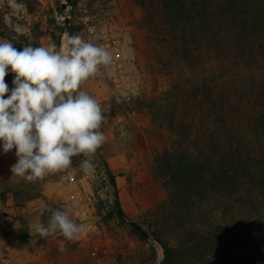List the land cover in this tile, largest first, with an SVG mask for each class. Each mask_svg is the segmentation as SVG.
<instances>
[{
  "label": "rangeland",
  "instance_id": "rangeland-1",
  "mask_svg": "<svg viewBox=\"0 0 264 264\" xmlns=\"http://www.w3.org/2000/svg\"><path fill=\"white\" fill-rule=\"evenodd\" d=\"M197 2L201 11L215 16L219 13L220 0ZM63 4L64 0H14V3L0 0V41H10L17 49L31 44L55 46L59 50L68 21L74 35L108 49L113 56L109 69L101 68V74L80 85V90L96 99L101 107L104 120L98 131L106 140L93 157L94 170L83 171L80 168L83 156H74L67 170L35 182L38 193L35 201L17 207L14 196L7 195L3 209L7 218L5 225L10 234L18 235L19 220L24 218L28 222L29 240L20 252L15 245L9 247L10 251H0V264H157L158 245L147 241L156 250L154 262L149 246L123 223L137 224L149 233L144 225L148 213L166 199L161 183L153 179L152 167L155 158L171 147L173 136L157 126L164 124L165 114L181 115L185 101L182 93L193 83L199 84L206 78L209 83L212 80V86L216 85L210 78L213 68L218 71L214 79L219 80L221 90L233 101L234 126L247 133V146L253 155L260 157L255 135L251 133L253 118L264 113L261 89L264 55L258 43L253 54L248 50L242 54L229 49L218 61L213 58L208 63H200L199 68L189 69L182 65L178 50L173 49L176 40L165 28L158 30L145 21L132 0H75L66 11L62 10ZM14 75L9 70L5 77L10 91ZM176 99L181 102L180 108L175 106ZM122 131L130 138L122 137ZM194 143H199V138ZM16 162L15 149L4 154L0 147V180H20L11 172ZM111 177L117 183V200ZM98 199L107 210L119 209L123 219L109 222L100 219L96 210ZM23 202V199L17 201ZM64 205L71 209V219L86 226L80 239L68 241L59 231L42 238L30 230V224L47 223L51 213L45 211L48 214L43 221L42 208ZM220 218V214H215L211 220L219 222ZM263 224L264 215L252 217L254 231ZM179 236L177 230L171 229L165 238L175 243ZM158 247L162 250L161 245Z\"/></svg>",
  "mask_w": 264,
  "mask_h": 264
},
{
  "label": "trees",
  "instance_id": "trees-1",
  "mask_svg": "<svg viewBox=\"0 0 264 264\" xmlns=\"http://www.w3.org/2000/svg\"><path fill=\"white\" fill-rule=\"evenodd\" d=\"M197 1L132 0L145 21L158 30L165 28L176 40L173 49L189 69L213 58L218 61L229 49L253 54L258 43L264 55V4L260 0H220L217 16L201 11ZM70 35H74L73 28ZM217 72L212 68L210 73L215 86L206 78L193 83L182 93L184 106L176 99L181 115L165 114L164 124L157 126L173 136L171 147L155 158L152 167L153 179L161 183L166 199L149 211L144 225L164 251L162 264H264V224L257 231L251 228L252 217L264 215V113L252 122L257 157L246 144L247 133L233 124L235 107L214 79ZM196 138L199 143H194ZM37 194L36 183L22 178L0 180V222L7 219L3 210L7 195L23 207L38 199ZM20 199L24 202L17 203ZM96 210L107 222L118 218L100 199ZM47 214L41 215L43 221ZM215 214H220L219 222L211 220ZM19 221L17 236L25 248L28 222ZM171 229L180 233L175 243L165 238ZM138 237L156 262L155 248Z\"/></svg>",
  "mask_w": 264,
  "mask_h": 264
},
{
  "label": "clouds",
  "instance_id": "clouds-1",
  "mask_svg": "<svg viewBox=\"0 0 264 264\" xmlns=\"http://www.w3.org/2000/svg\"><path fill=\"white\" fill-rule=\"evenodd\" d=\"M112 63L108 49L78 34L66 35L59 50L31 44L17 49L0 41V147L4 154L15 149L12 176L35 183L67 170L72 158L81 155L80 168L94 170L93 157L106 140L98 131L104 116L98 101L80 85ZM9 70L15 74L11 91L5 82ZM121 135L130 138L123 131ZM45 211L51 213L46 224H30L40 237L59 231L74 241L85 234L86 226L70 218L67 205L42 208L40 214Z\"/></svg>",
  "mask_w": 264,
  "mask_h": 264
},
{
  "label": "water",
  "instance_id": "water-1",
  "mask_svg": "<svg viewBox=\"0 0 264 264\" xmlns=\"http://www.w3.org/2000/svg\"><path fill=\"white\" fill-rule=\"evenodd\" d=\"M74 2H75V0H64V4L62 5V10L66 11L69 7L73 6ZM65 24H66L67 33L70 36V26H69L68 21H66ZM60 45H61V43H60ZM95 159L99 161V159L97 157H95ZM101 166L104 170H106L105 165L102 164ZM111 183H112V187H113L114 198H115V200H117L118 199V187H117V183H116V180L114 177H111ZM116 214H117L119 219H123V216H122L119 209L116 210ZM123 223L126 226L130 227L133 231H135L144 240L151 242L155 246H157V245L160 246V244L154 238H152V236L149 233H147L145 230H143L139 225L128 222V221H123ZM163 260H164V251L162 249V259L157 264H162Z\"/></svg>",
  "mask_w": 264,
  "mask_h": 264
},
{
  "label": "crops",
  "instance_id": "crops-1",
  "mask_svg": "<svg viewBox=\"0 0 264 264\" xmlns=\"http://www.w3.org/2000/svg\"><path fill=\"white\" fill-rule=\"evenodd\" d=\"M1 205V204H0ZM10 230L5 225V222L0 223V251H10L9 247L15 245L17 252L21 251V245L18 236L14 233L10 234ZM17 243V245H16Z\"/></svg>",
  "mask_w": 264,
  "mask_h": 264
},
{
  "label": "bare ground",
  "instance_id": "bare-ground-1",
  "mask_svg": "<svg viewBox=\"0 0 264 264\" xmlns=\"http://www.w3.org/2000/svg\"><path fill=\"white\" fill-rule=\"evenodd\" d=\"M64 21H65V19H62L63 23H64ZM66 35H68L67 30L62 34V38H61V41H60L61 45H62V41H63V39L65 38ZM157 250H158V262H159L161 260L162 250L158 246H157Z\"/></svg>",
  "mask_w": 264,
  "mask_h": 264
}]
</instances>
